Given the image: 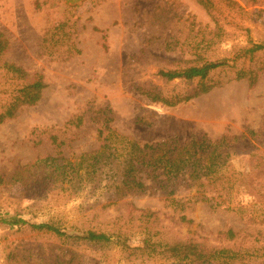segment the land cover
<instances>
[{"label":"rangeland","instance_id":"obj_1","mask_svg":"<svg viewBox=\"0 0 264 264\" xmlns=\"http://www.w3.org/2000/svg\"><path fill=\"white\" fill-rule=\"evenodd\" d=\"M230 1L243 12L219 7L225 35H217L213 18L195 0H0V33L9 43L2 59L40 74L45 85L35 106L20 108L0 125V218L53 221L70 235L119 230L131 247H142L143 224L154 241L194 239L235 250L257 249L259 238L264 243V225L245 224L264 213V205L241 216L235 209L249 207L250 199L240 189L226 204L232 211L191 200L180 213L165 207L158 194L119 193L116 162L97 163L91 173L85 157L100 159L98 131L105 117L120 135L141 144L216 140L263 129L264 51L252 59L235 57L250 43L264 42V0ZM221 59L228 66L209 75L204 84L214 88L198 97L190 98L198 80L159 75ZM238 72L255 76L254 87L237 80ZM147 95L180 102L168 106ZM77 118L79 126L73 124ZM228 163L233 169L223 171L226 176L248 170L247 155ZM136 210L153 216L138 219ZM180 215L193 224L180 226ZM229 228L238 235L234 245L218 236ZM0 264L168 263L115 244L64 242L0 225Z\"/></svg>","mask_w":264,"mask_h":264},{"label":"trees","instance_id":"obj_2","mask_svg":"<svg viewBox=\"0 0 264 264\" xmlns=\"http://www.w3.org/2000/svg\"><path fill=\"white\" fill-rule=\"evenodd\" d=\"M195 2L213 18L217 35H225L216 17L220 16L219 7L230 11L231 14L243 12L241 7L230 0H195ZM250 46L248 49L239 50L235 58L249 56V59H252L254 54L264 51V42L250 43ZM8 49L9 43L0 33V125L13 119L20 108L35 106L40 101L42 90L45 88L40 74L30 75L22 68L2 59ZM227 66L228 60L221 59L190 66L178 72L160 71L159 75L167 80L177 78L186 81L198 80L200 86L190 97L193 98L209 93L214 87L204 82L208 80L210 74ZM236 79L246 80L250 88L256 84V77L245 72H238ZM147 96L153 102L161 101L168 106L180 102L170 103L160 100L155 95ZM109 123L111 120L105 117L98 131L100 148L96 155H100V159L94 158V155L93 157L85 155V157L91 161V173L97 163L110 166L113 161L116 162L114 172L118 179L116 189L119 193L158 194L163 197L165 207L178 209L180 213L186 210V205L191 200L194 203H204L213 211H232L226 204L229 205V200L237 189L242 190L250 199L249 207L241 205L235 209L240 215L252 208L258 210L260 205H264V127L259 133L246 130L244 135L222 136L216 140L203 136L200 140L190 137L183 144H180L176 138L155 144H141L120 135L109 126ZM73 124L79 126L81 119L77 118ZM248 147L250 148L246 150ZM246 155L248 157L246 172L237 174L235 178L224 174L223 171L233 169L230 163L227 164V159ZM4 184L5 179L0 176V186ZM256 210L253 214L259 215ZM136 212L140 214L138 219L153 216L149 211L136 210ZM260 216L257 219L249 217L245 224L249 227L264 225V213L262 212ZM177 221L183 227H190L193 224L192 220L184 215H180ZM0 225L9 228L26 227L38 234L64 242L74 241L89 245L115 244L125 252H147L153 258L161 259L168 264H264V253L261 254L264 243L259 238V233L256 234V238H259L257 249L249 247L235 250L230 247H212L194 239L154 241V235L152 236L143 224L140 241L142 247H131L128 244L130 237L123 235L119 230L110 234L88 231L83 235H70L53 221L31 224L20 217L0 218ZM218 236L221 241L226 240L233 245L236 244L238 237L230 228L219 233ZM251 252L252 255H249Z\"/></svg>","mask_w":264,"mask_h":264}]
</instances>
